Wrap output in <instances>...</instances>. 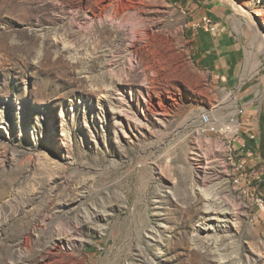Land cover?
Returning <instances> with one entry per match:
<instances>
[{"label":"rangeland","instance_id":"374dc122","mask_svg":"<svg viewBox=\"0 0 264 264\" xmlns=\"http://www.w3.org/2000/svg\"><path fill=\"white\" fill-rule=\"evenodd\" d=\"M220 1L232 83L203 64L187 0H131L125 25L92 19L96 0H0V264H264L252 191L200 126L254 110L264 158V0Z\"/></svg>","mask_w":264,"mask_h":264},{"label":"built area","instance_id":"2783aa9c","mask_svg":"<svg viewBox=\"0 0 264 264\" xmlns=\"http://www.w3.org/2000/svg\"><path fill=\"white\" fill-rule=\"evenodd\" d=\"M194 26L213 36H218L220 33L218 24L209 16ZM246 112L243 105H237L234 111L224 117L203 112L200 116V126L202 132L228 134L231 137L237 147L236 173L233 175L234 187H239V190L244 193L252 191L250 193L256 213L253 214L251 221L264 224V167L262 172L258 169L264 163V159L258 151V135L244 131L243 117Z\"/></svg>","mask_w":264,"mask_h":264},{"label":"crops","instance_id":"0c3cea01","mask_svg":"<svg viewBox=\"0 0 264 264\" xmlns=\"http://www.w3.org/2000/svg\"><path fill=\"white\" fill-rule=\"evenodd\" d=\"M184 1L186 0H180V2ZM187 1H189V3H194L196 7L202 9V14L199 16V19L196 18V20H202L206 16H211L216 24H218L219 28H221L222 24H227L230 21L231 16L226 14L227 12L223 8L220 0ZM224 30V27L222 30L220 29L218 36H213L205 30H200L193 35L197 43V48L201 53L203 64L215 75L221 76L222 81H229L232 83L242 67V55L238 45L231 39V35L224 32ZM243 121L245 128L249 125L257 128L258 123L254 116V110L248 109L243 117ZM258 143L260 142L258 141Z\"/></svg>","mask_w":264,"mask_h":264},{"label":"bare ground","instance_id":"6f19581e","mask_svg":"<svg viewBox=\"0 0 264 264\" xmlns=\"http://www.w3.org/2000/svg\"><path fill=\"white\" fill-rule=\"evenodd\" d=\"M64 3L65 2H67L68 0H62ZM74 1V3L75 4H77L78 5V7L79 8H83V6H84V4L86 3V1L87 0H73ZM144 1V0H143ZM231 1V0H230ZM235 1V0H234ZM133 2V1H132ZM131 2V0H96V2H95V4H94V6H92L91 8H90V14H91V17H92V19H97V18H99V19H105V18H107V17H109L112 21H114V20H117V19H122V21H123V23L124 22H128L129 20H130V18H129V14H128V12H130L131 10H133V9H137V5L135 4V3H132ZM142 2V1H141ZM139 4H140V2H139ZM144 5V4H143ZM237 5V4H236ZM108 14V16L107 17H105L106 15ZM105 17V18H104ZM118 21H121V20H118ZM131 22V21H130ZM253 22H254V24L256 25V26H259V22L257 21V18L256 19H254V17H253ZM123 25H125V23L123 24ZM129 26V25H128ZM260 27V26H259ZM107 28V26H104V29H106ZM139 29V28H138ZM137 29V30H138ZM137 30H135V31H137ZM140 31V30H139ZM139 31H137V33H139ZM143 31V30H142ZM149 32V31H148ZM148 32L146 31L145 33H147V35H148ZM123 33H126L125 31H123ZM143 33V35H144V32H142ZM141 33V34H142ZM151 33V32H150ZM263 34H264V32H263ZM123 35V34H122ZM137 35V34H136ZM146 35V36H147ZM153 35V34H152ZM135 36V35H134ZM154 36V35H153ZM148 37V36H147ZM141 38H142V35H141ZM143 38H144V36H143ZM142 38V39H143ZM150 38V37H149ZM154 38V37H153ZM138 39V38H137ZM142 39H139V40H141L142 41ZM146 39H148V38H146ZM126 40V39H125ZM147 41V40H146ZM162 41V40H161ZM137 43V42H136ZM160 43V42H159ZM158 43V44H159ZM162 43H163V41H162ZM167 43V42H166ZM140 44V43H139ZM145 45V44H144ZM160 45V44H159ZM169 45V44H168ZM163 46V45H162ZM256 46V45H255ZM135 47V53L136 54H138L139 52H138V49H137V45L136 46H134ZM141 47V46H140ZM140 47H139V49H140ZM160 47V46H159ZM159 47H158V49H159ZM164 47V46H163ZM162 47H160V49H161ZM165 48H166V45H165ZM164 49V48H163ZM156 50H157V48H156ZM168 50V49H167ZM166 50V51H167ZM140 51V50H139ZM155 51V50H154ZM142 52V51H141ZM147 52V51H146ZM157 52H160V50H157ZM161 53V52H160ZM164 53H166V52H164ZM135 55V54H134ZM158 55V54H157ZM166 55H168L167 53H166ZM155 56V55H154ZM160 56L162 57V58H160ZM159 56V58H160V64L159 65H161L162 63V60L161 59H163V58H165L166 56H165V54L164 55H160ZM170 57V56H169ZM168 57V58H169ZM172 57H173V55H172ZM172 57H170V59L172 58ZM152 58H153V56H152ZM156 58V57H155ZM165 59H167V58H165ZM169 59V60H170ZM151 61H152V59H150ZM148 61H149V59H148ZM157 62H158V60H156ZM178 61V60H177ZM150 62V61H149ZM156 63V62H155ZM163 63H164V59H163ZM167 63V62H166ZM158 64V63H157ZM156 64V65H157ZM169 64V63H168ZM146 65V64H145ZM158 65V66H159ZM147 66V65H146ZM152 66V65H151ZM158 66H157V68H158ZM148 67V66H147ZM168 67V66H167ZM166 67V68H167ZM172 68L174 69V67L172 66ZM180 68V67H179ZM159 69H161V68H159ZM158 69V70H159ZM157 70V69H156ZM155 70V71H156ZM176 71V70H175ZM154 72V71H153ZM157 72V71H156ZM155 72V73H156ZM178 72V71H177ZM154 73V74H155ZM161 73V72H160ZM171 73V72H170ZM157 75V74H156ZM158 75H159V73H158ZM167 75V74H166ZM176 75V74H175ZM168 76H169V74H168ZM166 77V76H165ZM162 78V77H161ZM203 133H205V132H203ZM210 134H213V133H210ZM215 135H218V136H220V137H223L224 138V140H226L228 143H229V161H230V166H231V168H232V170H233V175H235V173H236V160H237V147H236V145H234V143H233V141L231 140V137L230 136H228V134H215ZM233 175H232V180H233V183H234V178H233ZM238 189H239V187H237ZM207 195L210 197V195L211 194H208V192H207ZM252 206H254V200L252 199ZM61 210V209H60ZM60 210H58V211H60ZM63 211V210H62ZM61 211V212H62ZM223 211V210H222ZM93 212V211H92ZM63 213V212H62ZM94 214H93V216H98L97 215V213H95V212H93ZM221 213H223V212H221ZM225 214H227L226 212L221 216V217H223V218H225L224 216H225ZM87 215V214H86ZM219 216H220V214H219ZM84 217V216H83ZM90 218V217H89ZM79 220V219H78ZM214 220H217V222H225L224 220H221L220 221V218L219 219H214ZM79 222H81V221H79ZM35 227V226H34ZM57 238L56 239H54L53 241H52V244H50V246H49V248H48V251L49 252H51V253H58L59 254V259H61L62 257L61 256H63L64 254L62 253V248H63V246H65V245H70L69 243H70V240H68V239H65V238H63V237H59V236H56ZM26 240H24L25 242L23 243V246L24 245H26V244H28V242H29V238H25ZM72 242V241H71ZM154 260V259H153ZM55 261H57V260H54V262ZM53 262V260H49V261H47L45 264H52V263H54ZM255 263V262H254Z\"/></svg>","mask_w":264,"mask_h":264}]
</instances>
